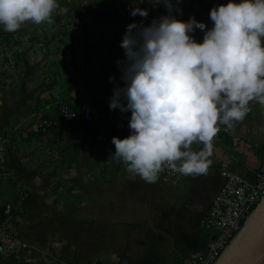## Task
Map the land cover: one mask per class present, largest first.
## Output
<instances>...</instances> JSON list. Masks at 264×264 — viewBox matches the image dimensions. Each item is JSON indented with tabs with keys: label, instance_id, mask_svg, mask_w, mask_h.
<instances>
[{
	"label": "crops",
	"instance_id": "obj_1",
	"mask_svg": "<svg viewBox=\"0 0 264 264\" xmlns=\"http://www.w3.org/2000/svg\"><path fill=\"white\" fill-rule=\"evenodd\" d=\"M53 33L0 26V138L9 141L0 157V228L28 242L0 264H179L201 254L208 241L202 221L222 171L250 181L263 159L264 107L251 103L232 133L217 134L206 175L160 174L146 183L113 161L112 137L128 136L113 129V119L131 113L109 109L114 87L124 86V61L116 53L89 56L87 44ZM81 101L92 104V122L62 119L46 134L30 130L33 116Z\"/></svg>",
	"mask_w": 264,
	"mask_h": 264
},
{
	"label": "clouds",
	"instance_id": "obj_2",
	"mask_svg": "<svg viewBox=\"0 0 264 264\" xmlns=\"http://www.w3.org/2000/svg\"><path fill=\"white\" fill-rule=\"evenodd\" d=\"M133 17L148 18L138 4ZM166 14L145 25L133 21L120 41L123 87H114L109 109L128 112L130 134L112 137L113 161L152 184L165 168L182 176L206 175L214 139L231 132L251 111L264 107V0H228L209 11L211 28L174 12L182 0H155ZM58 0H0V26L55 23ZM203 32L197 42L192 33ZM117 63H121L119 60ZM112 80V77H109ZM194 144H202L194 150Z\"/></svg>",
	"mask_w": 264,
	"mask_h": 264
},
{
	"label": "built area",
	"instance_id": "obj_3",
	"mask_svg": "<svg viewBox=\"0 0 264 264\" xmlns=\"http://www.w3.org/2000/svg\"><path fill=\"white\" fill-rule=\"evenodd\" d=\"M210 2L214 7L220 4V0H210ZM130 8L131 2H128L126 9L129 10ZM250 107L252 109V104ZM250 113L251 111L242 122L249 117ZM94 114L95 110L92 104L87 101H81L78 106L74 107L63 103L58 107L57 114L38 117L32 129L40 134H46L56 127L59 120L82 119L85 122H91L93 121ZM130 116L131 113H124L115 117L113 119L114 129L126 132L129 135L130 129L128 127V121ZM242 122L238 123L236 127ZM223 128L224 126H221V132L223 134L232 133V131H224ZM95 137L97 140L107 141V137L103 134H97ZM8 142L7 138H0V157L4 155ZM160 174L164 179L169 180H175L179 175L172 173L167 168ZM222 178V184L215 193L202 221V227L208 235L205 250L201 254L183 260L179 264L215 263L264 194V156L252 180H246L233 170L222 171ZM3 214L5 217H9L11 215V207L6 206L3 209ZM26 246L25 239L8 227V225L0 228V258H10L24 250Z\"/></svg>",
	"mask_w": 264,
	"mask_h": 264
},
{
	"label": "rangeland",
	"instance_id": "obj_4",
	"mask_svg": "<svg viewBox=\"0 0 264 264\" xmlns=\"http://www.w3.org/2000/svg\"><path fill=\"white\" fill-rule=\"evenodd\" d=\"M128 2H131L132 8L137 6L138 0H58L59 7L53 14L55 23L52 25L45 23L39 27H52L55 37L67 36L70 38L71 45H76L79 42L87 44L89 56L101 57V52L103 56L116 53L118 58L124 61V50L120 47V41L126 26L133 21L148 25L152 19L166 14L163 4H157L155 0H144L138 6L148 9V18L144 19L139 15L133 17L129 14L131 8L126 9ZM227 2L228 0H220V4ZM177 7L181 9L179 13H173L177 19L187 21L189 17H193L195 20L203 22L206 28H209V11L214 7L210 0H182ZM32 26L33 23L28 22L21 28ZM192 35L197 42L202 41L203 32L200 29H195ZM39 36L45 37V34L39 33ZM97 48L101 51H96ZM89 56L87 57L89 58ZM40 116L42 115H35L29 121L31 131L35 132L32 126Z\"/></svg>",
	"mask_w": 264,
	"mask_h": 264
},
{
	"label": "water",
	"instance_id": "obj_5",
	"mask_svg": "<svg viewBox=\"0 0 264 264\" xmlns=\"http://www.w3.org/2000/svg\"><path fill=\"white\" fill-rule=\"evenodd\" d=\"M264 252V194L214 264H256Z\"/></svg>",
	"mask_w": 264,
	"mask_h": 264
},
{
	"label": "trees",
	"instance_id": "obj_6",
	"mask_svg": "<svg viewBox=\"0 0 264 264\" xmlns=\"http://www.w3.org/2000/svg\"><path fill=\"white\" fill-rule=\"evenodd\" d=\"M224 4H226V3H224ZM211 26H212V22H211V20H210V22H209V28H211ZM103 102V100L101 99V100H99V103L101 104ZM104 103V102H103ZM67 104H69V105H71L72 107H74V106H78V102H75V103H71V102H67ZM76 120H79L80 122H82V123H90V122H85V121H83L82 119H76ZM92 122V121H91ZM113 127V126H112ZM113 129H114V127H113ZM115 130V129H114ZM261 149H264V146H262V147H260Z\"/></svg>",
	"mask_w": 264,
	"mask_h": 264
},
{
	"label": "bare ground",
	"instance_id": "obj_7",
	"mask_svg": "<svg viewBox=\"0 0 264 264\" xmlns=\"http://www.w3.org/2000/svg\"><path fill=\"white\" fill-rule=\"evenodd\" d=\"M256 264H264V252H262L255 261Z\"/></svg>",
	"mask_w": 264,
	"mask_h": 264
}]
</instances>
